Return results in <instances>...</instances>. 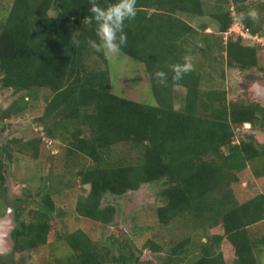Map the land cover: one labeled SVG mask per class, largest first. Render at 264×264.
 Wrapping results in <instances>:
<instances>
[{
  "label": "trees",
  "instance_id": "obj_1",
  "mask_svg": "<svg viewBox=\"0 0 264 264\" xmlns=\"http://www.w3.org/2000/svg\"><path fill=\"white\" fill-rule=\"evenodd\" d=\"M6 1L10 3L5 15L0 13V87L11 89L14 97L0 111V126L3 118L27 108V97L47 93L41 113L33 118L36 137L22 141L12 136L0 143V197L7 194L4 171L14 152L36 158L41 143L58 142L62 157L80 160L75 170L63 166L57 171L59 178L76 176L77 184L88 188L74 202L77 215L108 224L115 207L102 204L104 195H123L147 183L155 184L162 201L155 207L157 223L178 221L191 227L193 236L145 241V247L164 252L159 264H226L220 250L223 239L234 251L233 264H264L255 255L264 246V232L250 231L264 219V188L242 202L232 193L237 174L247 166L257 177L264 176V143L250 130L240 133L246 126L264 131V107L227 100L224 89L203 86V63L193 62V69L178 80L172 71L186 55L193 58L201 43L200 29L189 19L208 10L223 32L232 22V3L137 0L135 18L125 22L127 42L117 52L143 63L153 97L143 101L113 90L116 78L110 74L115 63L110 52H97L88 44L97 39L95 22L86 19L92 15L91 0ZM97 2L106 6L110 0ZM233 8L239 13L242 6ZM241 19L252 33L259 30L252 20ZM239 39L219 40L217 46L229 64H255V49ZM210 49L209 42L202 45L203 53ZM158 71L166 73V83L159 82ZM176 87L184 89L178 105ZM51 192L50 187L37 189L30 218L20 221L14 238L26 239L24 244L30 246L36 239L46 241L54 211ZM14 207L18 215L21 208ZM215 227L219 229L208 232ZM198 232L201 238L196 239ZM60 238L71 264L126 260L123 253L114 255L108 245L99 246L81 229Z\"/></svg>",
  "mask_w": 264,
  "mask_h": 264
},
{
  "label": "rangeland",
  "instance_id": "obj_2",
  "mask_svg": "<svg viewBox=\"0 0 264 264\" xmlns=\"http://www.w3.org/2000/svg\"><path fill=\"white\" fill-rule=\"evenodd\" d=\"M9 3L10 1L5 0L0 4L4 9L0 11L2 15H5ZM226 4L234 7L236 5L242 6L241 11L237 13L239 24L242 22L241 16H244L264 28V0H227ZM249 10L256 11V18L253 19L248 16ZM186 18L188 19V17ZM189 21L195 28L200 29L198 38L201 43L191 60L192 63H203L205 67L202 70L205 74L203 86L224 89L225 96L230 101L249 103L256 100L264 105V55H261L260 48L257 49L256 41L241 38L243 44L254 45L258 50L256 65L242 68L234 63L229 64L225 52L222 51L220 46H217L219 40L224 43L227 38L235 39L233 33L239 30L240 26L234 24V19L230 25L232 30L227 33L218 31V22L211 18L208 10L204 15L195 16ZM262 33L264 35V31ZM205 42L211 44V49L207 54L202 52V45ZM119 54L118 52H110L109 55L115 63V65L112 64L113 69H111L110 74L111 78H114V76L116 78L113 90L137 100H150V97L153 99L143 63L124 54ZM45 93L47 91H38L35 96L27 97L29 104L22 113L1 120L3 126H0V143L12 136L20 137L22 141L36 137L38 129L33 118L41 113L42 97ZM183 93V88H175L176 105L180 103ZM13 97L11 89L6 90L0 87V111L7 106ZM241 129L240 131V128H237L241 135L250 130L258 141L264 143V131L256 128L250 129L247 126ZM57 151L60 154L54 156L53 153ZM61 152L62 147L58 142H55V144L53 141L46 144L41 143L36 158H30L27 154L20 156L14 152L13 162L4 171L8 200L12 204L20 206L22 217L26 222L31 214L28 210L35 207L34 201H37V189L40 186L52 189L51 198L54 211L49 216V238L53 241L50 247L59 257L61 254H65L67 249L60 235L81 229L99 246L108 245L114 255L118 256L120 252L123 253L126 257V262L123 264H159L164 252L157 253L145 247L144 243L147 239H159V236L180 238L193 232L191 227L180 224L178 221L167 226H161L157 223L155 207L161 204L162 201L157 195L155 184L143 183L137 189L129 190L123 195L105 194L102 204H111L115 207L114 218L108 224H102L77 215L74 210V202L77 196L85 193L88 188L87 185L77 184L76 176L63 175L59 178V172L57 171H61L63 166L65 170L69 168L75 170L80 166V160L77 157L64 158ZM63 162H65V165H63ZM237 175L238 181L232 185V193L238 202H242L263 190L264 176L257 177L252 173L249 166ZM0 209L5 212V209L1 206ZM218 229L215 227L208 232ZM250 231L255 234L264 232V219L251 226ZM200 234V232L197 233L196 239L200 237ZM191 235L193 236V234ZM55 236L57 237L54 238ZM202 240H204V237H202ZM46 247L49 246L41 248L46 250ZM220 250L224 262L233 264L234 251L226 239L221 241ZM255 253L258 261L264 263V246ZM27 262L30 263L29 259H27Z\"/></svg>",
  "mask_w": 264,
  "mask_h": 264
},
{
  "label": "clouds",
  "instance_id": "obj_3",
  "mask_svg": "<svg viewBox=\"0 0 264 264\" xmlns=\"http://www.w3.org/2000/svg\"><path fill=\"white\" fill-rule=\"evenodd\" d=\"M230 10L232 20L234 19V24L240 26L239 30L234 31L233 33L235 35V39L240 38V43H242L241 38L257 41L258 31L252 33L250 28L244 25L243 22L239 24V20H237L238 15L233 6ZM89 11L92 15L86 19L89 23L93 21L95 22V32L97 37V39L88 40L90 47L95 49L97 52L107 51L115 53L119 51L120 48L127 42V35L124 31L125 22L135 18L137 14V0H110L106 6H101L97 0H91ZM256 15L257 13L255 10H249V17L254 19L256 18ZM253 22L257 24L255 21ZM230 25L226 28L227 31H223L224 33L232 30ZM257 25L261 26L260 24ZM193 67L190 55H186L184 63L172 65V71L174 73L173 79H180L185 73L191 71ZM155 76L158 78L160 83H166V73L164 71H158L155 73Z\"/></svg>",
  "mask_w": 264,
  "mask_h": 264
},
{
  "label": "flooded vegetation",
  "instance_id": "obj_4",
  "mask_svg": "<svg viewBox=\"0 0 264 264\" xmlns=\"http://www.w3.org/2000/svg\"><path fill=\"white\" fill-rule=\"evenodd\" d=\"M263 31L264 28L261 25L257 32L258 35L255 44L257 45V49L258 48L261 49V55H264V39H263L264 35L262 33ZM253 48L255 49L254 52L257 54L258 50L254 45ZM257 58L258 57L256 56V61ZM255 65L256 63L253 65H249L246 68ZM253 102H257L260 106L264 107V105H262L260 102L256 100ZM14 205H15L14 203L12 204L11 201L8 200L7 194L4 198L0 197V206L1 208L5 209V212L0 209V217H4L7 210L12 211V221L14 223L12 228L10 229V234L8 237L3 236L0 232V264H71L69 263V255H67L68 257H66L65 255L66 253H69L67 250L68 248L66 249L65 254H61V256L59 257L54 253L52 247H50V245L53 244V241L49 238L50 237L49 230L46 233L47 235L46 241H41L40 239H36L34 241V244H32L31 246L24 244L25 242H27L26 239H22V238L18 239L17 237L16 238L13 237L12 232L19 226L20 221L22 220L25 222V220L22 217V209L20 213L17 215V213L14 211V208H16L14 207ZM43 246H49V247H46V250H44L41 248ZM27 259H29L30 263L27 262ZM125 262L126 261L120 263L123 264ZM110 263H119V262L115 261Z\"/></svg>",
  "mask_w": 264,
  "mask_h": 264
},
{
  "label": "water",
  "instance_id": "obj_5",
  "mask_svg": "<svg viewBox=\"0 0 264 264\" xmlns=\"http://www.w3.org/2000/svg\"><path fill=\"white\" fill-rule=\"evenodd\" d=\"M11 209V208H10ZM13 221H12V211L7 210L6 214L4 217H0V232L3 236L8 237L10 234V229L13 226Z\"/></svg>",
  "mask_w": 264,
  "mask_h": 264
}]
</instances>
